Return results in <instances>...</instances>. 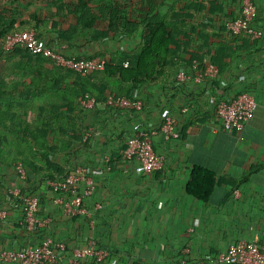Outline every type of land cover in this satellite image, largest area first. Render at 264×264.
<instances>
[{"label": "crops", "instance_id": "0c3cea01", "mask_svg": "<svg viewBox=\"0 0 264 264\" xmlns=\"http://www.w3.org/2000/svg\"><path fill=\"white\" fill-rule=\"evenodd\" d=\"M155 1L163 16L176 7L178 14L170 20L183 22L176 30L177 40L187 42L181 56L164 77L138 85L141 110L111 106L82 110L78 120L86 129L83 141L53 157L69 172L76 167L89 171L94 188L82 202L88 215L65 214L58 202L62 195L51 190L44 177L32 175L30 185L40 201L38 214L49 219L38 238L49 236L65 243L58 264L91 241L109 251L101 264H181L223 251L241 238L264 248V0H255L254 26L263 32L257 39L235 38L226 31L225 22L240 15L242 0ZM201 1L206 9L182 10L187 2ZM74 22L69 16L61 27ZM55 34L41 37L50 40ZM140 36L139 32L130 39L108 36L97 41L78 37L72 42L58 37L66 45L62 50L66 55L87 58L133 50ZM187 51L205 53L204 65L213 57L218 79L179 81V69L192 74L197 70L196 62L188 64ZM243 91L257 101L254 115L241 129L225 131L214 116V103ZM184 107L188 111L182 112ZM167 114L177 117L180 131L187 127L177 141H166L160 132ZM138 126L153 131L154 150L164 159L163 168L153 174L123 156L127 138ZM196 165L217 177L237 180L253 166L260 169L234 191L228 184L216 185L203 200L187 192ZM17 182L15 169L0 163V209L6 210L0 218V250L17 249L33 238L20 207L7 202L8 191Z\"/></svg>", "mask_w": 264, "mask_h": 264}, {"label": "trees", "instance_id": "16d2710c", "mask_svg": "<svg viewBox=\"0 0 264 264\" xmlns=\"http://www.w3.org/2000/svg\"><path fill=\"white\" fill-rule=\"evenodd\" d=\"M154 1L59 0L46 12L0 14V43L8 34L25 29H34L38 37L55 32L68 42L78 37L97 41L108 36L123 40L139 32L141 35L133 50L121 49L87 57L104 59L105 66L84 75L56 65L42 54H29L20 47L0 50V163L11 168L17 162L23 163L27 170L23 192L35 193V187L31 186L32 175L44 177L45 181L60 179L69 173L53 157L83 141L86 129L78 119L84 110L81 101L86 93L95 97V106L110 107L111 97L138 96L136 89L140 83L164 77L175 65L181 56L180 49L187 43L179 44L177 40L176 30L183 22L170 20L178 14L176 7L163 16ZM192 8L203 10L206 4L187 2L182 10ZM69 16L75 22L63 29L61 24L67 22ZM103 21L104 27L100 28ZM230 35L248 38L243 34ZM186 54H189V65L196 62L198 71L204 69L205 53L187 51ZM211 61L216 62L213 57ZM259 169L260 166H253L237 180L217 177L210 169L196 165L192 168L187 192L207 200L216 185L228 184L234 191Z\"/></svg>", "mask_w": 264, "mask_h": 264}, {"label": "built area", "instance_id": "2783aa9c", "mask_svg": "<svg viewBox=\"0 0 264 264\" xmlns=\"http://www.w3.org/2000/svg\"><path fill=\"white\" fill-rule=\"evenodd\" d=\"M256 17L255 0H242L240 15L225 22L226 31L234 35L243 34L250 39L260 38L263 32L254 26ZM15 47L23 48L32 55L42 54L52 59L56 65L73 69L83 75L90 70L103 69L105 66L104 59L66 55L62 51L66 45L62 44L58 35L55 34L48 40L38 37L34 29L8 34L0 43V49L4 51H10ZM217 76L218 67L212 62H209L203 70H197L193 74L183 68L177 72L179 81L192 78L198 83L214 80ZM81 102L84 109H92L95 106V97L86 93ZM108 102L111 107L121 109L141 110L143 107V100L135 95L132 98L111 97ZM256 106L255 97L243 91L229 100L216 101L214 103L215 118L223 130L228 132L239 130L253 117ZM186 111L188 107L182 109V112ZM151 132L153 131H147L145 127H136L127 138L123 150L124 158L136 161L146 174L161 170L164 164L163 157L154 150L150 137ZM160 132L166 141L179 140L181 131L177 117L167 114L160 126ZM14 169L18 182L9 189L7 202L11 206L20 207L23 224L33 238L29 243L17 249L0 250V264H58L59 255L66 249L65 243L49 236L38 238L43 233L49 219L38 214L40 206L38 195L22 191L27 181V170L23 163L17 162ZM88 172L85 168L76 167L60 179L44 181L51 190L62 195L58 198V202L62 204L65 214L88 215L87 210L82 206L83 199L89 196L94 188ZM5 216L6 210L0 209V218ZM108 256V249L98 247L91 241L88 245L75 249L64 264H101ZM87 259L88 263L85 262ZM181 264H264V248L256 241L241 238L232 242L223 251L208 253L200 260L183 261Z\"/></svg>", "mask_w": 264, "mask_h": 264}, {"label": "rangeland", "instance_id": "374dc122", "mask_svg": "<svg viewBox=\"0 0 264 264\" xmlns=\"http://www.w3.org/2000/svg\"><path fill=\"white\" fill-rule=\"evenodd\" d=\"M59 0H0V14L27 15L30 11H50Z\"/></svg>", "mask_w": 264, "mask_h": 264}]
</instances>
